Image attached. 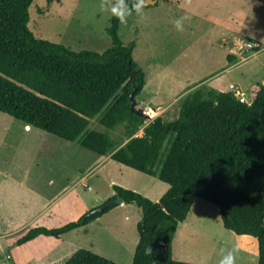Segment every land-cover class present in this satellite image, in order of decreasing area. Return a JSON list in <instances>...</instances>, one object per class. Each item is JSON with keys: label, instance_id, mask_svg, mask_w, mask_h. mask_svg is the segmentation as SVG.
<instances>
[{"label": "trees", "instance_id": "trees-1", "mask_svg": "<svg viewBox=\"0 0 264 264\" xmlns=\"http://www.w3.org/2000/svg\"><path fill=\"white\" fill-rule=\"evenodd\" d=\"M34 1L0 0V113L99 156L111 154L170 189L153 202L116 185L114 198L78 221L32 228L17 245L42 235L59 239L102 218L117 207L111 202L122 198L142 213L133 264H193L174 259L173 243L201 198L219 208L226 229L258 240L259 264H264V84L256 86L250 102L232 91L198 89L184 101L178 119L157 117L143 137H135L147 119L133 111L130 96L138 106L146 74L134 59L135 44L127 46L120 37V21L113 17L107 30L109 50L75 52L35 37L29 28ZM119 2L112 0L115 6ZM124 3L135 13L134 0ZM100 115L108 130L127 125L130 140L124 146L116 148L109 134L89 129ZM64 264L119 263L81 249Z\"/></svg>", "mask_w": 264, "mask_h": 264}, {"label": "rangeland", "instance_id": "rangeland-1", "mask_svg": "<svg viewBox=\"0 0 264 264\" xmlns=\"http://www.w3.org/2000/svg\"><path fill=\"white\" fill-rule=\"evenodd\" d=\"M102 4L105 5L104 10L101 9ZM146 4L143 17L132 13L127 24H120L119 34L125 45L135 44L134 59L146 74V86L137 97V109L145 113L152 111V120L157 117L168 121L178 119L184 101L198 89L208 94L211 90H231L230 86L234 84L249 102L252 87L264 84V0H147ZM112 6H115L112 0H35L30 8L29 28L36 38L63 45L75 52L104 53L113 46L107 32L115 17L111 13ZM184 15L190 19L181 21L183 31H179L175 21ZM230 56H233L232 61H229ZM233 64L237 66L231 68ZM100 117L91 122L90 130L109 134L116 148L130 140L126 124L111 131L100 125ZM150 122L147 120L146 126L135 137H143ZM57 140L64 145V151L54 150L48 156L49 159L69 162L68 167H63L65 174L61 181L77 172L84 173L90 158L98 157L79 143ZM68 144L70 147L65 149ZM1 151L0 162H4L5 166L0 165V264H42L39 256L34 254L35 250L54 253L59 249L62 252L69 249L63 254H67L62 258L63 264L81 249H89L119 264L134 263L137 249L134 244L140 238L136 221L139 215L142 218V213L133 205L103 216L84 233L86 236H79L73 246L69 245V237L63 243L57 242L55 238H47L49 242L34 244L25 253L17 251L18 255L14 254L13 259L8 245L16 244L35 221L32 222L34 219L31 217L32 223L15 232L12 229L14 223L18 218L20 221L24 214L30 215L40 208L42 202L32 199L29 204L27 198L14 196L19 192H15V185L3 173L12 172L24 177L23 171L30 167L19 166L24 160L17 153L13 157V149ZM47 153L50 154L48 150L44 153L41 151L38 159H48ZM7 155L10 156L5 157ZM34 156L31 159L33 163ZM39 168L32 169L33 179L38 177ZM121 168L122 175H118L119 170L111 171L110 168L104 173L118 181L120 187L137 192L153 202H159L170 189L158 177L128 167ZM100 176L76 185L53 207L52 217L42 227L56 229L78 221L87 212L100 206L98 201L92 203V198H97V195L101 198L112 197L115 193L113 185L110 186L102 173ZM89 187L92 189L89 190ZM45 191L49 197L55 194L53 189ZM78 197L81 202L86 197L89 199L86 206L88 210H82L85 207L83 205L77 208L75 204L73 213L63 214L64 205L79 203ZM83 211L85 213L80 214ZM126 213L131 219L128 222L120 217ZM78 214L81 216L75 220ZM233 247L238 249L236 264H259L258 240L226 229L219 208L197 198L186 224L180 225L176 233L174 259L193 264H219L221 257ZM29 250L30 257L27 254ZM27 260L29 262H25Z\"/></svg>", "mask_w": 264, "mask_h": 264}, {"label": "crops", "instance_id": "crops-1", "mask_svg": "<svg viewBox=\"0 0 264 264\" xmlns=\"http://www.w3.org/2000/svg\"><path fill=\"white\" fill-rule=\"evenodd\" d=\"M236 66H237V64H233L231 68L236 67ZM232 85L237 87L234 84H231V86ZM231 86H230V89H231ZM255 87L256 86L252 87L253 88L252 92L255 89ZM217 91L231 92V90L227 91V90H223V89L222 90L220 89ZM0 115H5V116H0V127H1L0 157H1V152H2L1 150L13 149V153H12L13 157L17 153L20 156H22V159L24 160V163L19 164V166L21 168H23L22 165L23 166L26 165L27 168L30 167V168H28L27 171L26 170L23 171L24 177H21L19 175H14L12 172H5V173H3V175L9 182H11V184L15 185V188H16L15 192H19L16 195H14L15 197L19 196L21 199L27 198L29 200V204L31 203L30 200H32V199L40 200L42 202L41 207L36 209L30 215L24 214L20 218V221H19V218L17 219V222L14 223L13 228H12L14 232L18 231V230H23L27 225H29L33 221H35V222H33L34 223L33 226L32 227L29 226L30 228L28 227L26 229L27 231L32 229V228L42 227L43 225H45L47 223V219H50L53 215V213H52V211L54 209L53 207L56 204L60 203V201L69 192H71L76 185L85 184V183H87V181H89L88 179H93L95 176H97L99 178V177H101L100 174L102 173L103 178L104 179L107 178V181L110 183V186L113 185V187H114L117 185L118 181H116L115 179L112 180V178H110L109 176H106L104 171H108L109 168L111 169V171H112V169H114V170L116 169V170H119L118 175H122L123 170H122L121 166L127 168V166L122 165V164L114 161L112 159L111 154H109L107 156H99L98 155L97 158H90L84 173L80 172L81 174H79V172H77L76 175H73L72 177L66 179L65 181H61V180H64V174H65L64 173L65 169H63V167H65V168L68 167L67 163H69V162L64 161V159H59V160L49 159V156L53 154L54 150H56V152H57V150H59V152L64 151V145L62 144V142H59L57 140L60 138L53 136L51 134H48V133H46L40 129H37L31 125H28L22 121H19V120L15 119L9 115L3 114V113H0ZM13 139H14V142H13ZM23 140H25L27 144H25V141H23ZM60 140H62V139H60ZM62 141H64V140H62ZM65 142H67V141H65ZM67 143H70V142H67ZM75 143H78V142H75ZM69 147L70 146L68 144V146H66L65 149H68ZM24 149H27L29 151L25 152V151H23ZM46 150H48L50 153V154H48V153L45 154L46 156L49 155L48 159L45 158V160H39L38 158L41 155V151L44 153V151H46ZM94 154H96V153H94ZM33 155H35L34 156L35 157L34 163H33V161H31ZM9 156L10 155H7L5 157H9ZM31 164H32V166H31ZM0 165L5 166L4 162H0ZM38 167H40L39 169L41 171L38 174V177L33 179L32 178V169L38 168ZM53 174H56V175H53ZM56 176H58V177H56ZM41 185H43V186L41 187ZM117 186H119V185H117ZM169 188H170V186H169ZM47 189H53L55 194L52 195L51 197H49L48 195H45V192H46L45 190H47ZM91 189L92 188L89 187V190H91ZM115 195H116V192L110 198H101L97 195V198H95V199L92 198L93 200L91 202L93 203V202L98 201L100 203V206H101L104 203H106L107 201H109L111 198H113ZM78 199H79V197H78ZM84 199H82V200H84L83 202H81V200L79 199L78 200L79 203H72L71 205H69V204L64 205L66 207L63 208V210L61 212H63V214H67L69 212L73 213V208H74L75 204H76L75 207H77V208H81L80 205H83L86 207L89 203V199L87 197ZM119 206H117L116 208H114L108 214H106L104 216L110 215L111 213H114L118 210L127 209L129 207V205L125 204V203L122 205H119ZM133 206H135V205H133ZM85 207H83L82 210H86L87 208H89V207H86V208ZM19 210H20V207H19L18 211ZM128 211H130V210H128ZM84 213L85 212L83 211V213L81 212L80 214H84ZM129 213L130 212H128V214ZM80 214H78L77 217H75V220H77L79 218L78 216H81ZM128 214L127 213L122 214V215H120V217H124L125 221L128 222V220H131L129 218ZM31 217L34 219V220H32V222L30 221ZM102 218H104V217H102ZM102 218L98 219L97 221H95L94 223H92L88 226H85V227H82L80 229H76L70 233H67L59 239L58 238H55V239L57 242L63 243V240L66 237H69L70 238L69 245L73 246L77 242V239L80 238L79 236H82V237L86 236V235H84V233L87 232L88 229H90V227H92L96 222H98ZM141 220H142V218L139 215V217L137 218V221H136L137 226ZM186 222H187V220L184 223H182L181 225H185ZM15 235H18V234H15ZM9 236H13V235L10 234ZM47 238H54V237H47V236L42 235V236L36 238L35 240L30 241L29 243H26L22 246L17 245V242H16V244H14V245H11V246L8 245L9 246L8 250L10 251V254L13 257V259H15V255H18L17 251H24V253H25L27 251V249L30 246H33L34 244L49 242V240H47ZM139 241H140V238L139 239L137 238L135 241L134 245L136 248L139 244ZM87 245L90 246L89 244H87ZM52 247H53V245H52ZM38 249H40V248H38ZM55 250H58V249L55 248ZM35 251L36 252H34V254L39 256L38 259L40 260V262H42V264H63L64 261H62L63 260L62 258L67 255V254L66 255H63V254H65L66 251H69V249H67L63 252L59 249V251H55L54 253H51L49 251H47V253H46V251H44V253L42 251L40 252L38 250H35ZM0 252L2 253V250H0ZM29 253H31V251L27 252L28 257H30ZM76 253H74L72 255V257ZM25 262H29V261L27 260ZM15 263L17 264V262H15Z\"/></svg>", "mask_w": 264, "mask_h": 264}, {"label": "clouds", "instance_id": "clouds-1", "mask_svg": "<svg viewBox=\"0 0 264 264\" xmlns=\"http://www.w3.org/2000/svg\"><path fill=\"white\" fill-rule=\"evenodd\" d=\"M105 5H101V9L104 10ZM146 7V0H134L132 4V9L135 10V14L137 16L143 17V10ZM111 13L120 21L121 24H127L128 17L132 15V10L128 8V6L124 3V0H120L119 4L111 7ZM190 17L188 15H184L180 17V19L175 21V25L177 30L183 31V24L181 21L188 20ZM239 43V41H237ZM149 253L151 249L147 250ZM238 249L233 247L232 249L227 251L226 255H223L219 260V264H236V253Z\"/></svg>", "mask_w": 264, "mask_h": 264}, {"label": "water", "instance_id": "water-1", "mask_svg": "<svg viewBox=\"0 0 264 264\" xmlns=\"http://www.w3.org/2000/svg\"><path fill=\"white\" fill-rule=\"evenodd\" d=\"M130 97H131V101H132V105H133V111H135L141 115H144L147 120H152V117L150 114H147V113L143 112L142 110L137 109V104H136L134 94H131ZM122 204H124V200L122 198H117L113 202H111L110 206H116V205L119 206Z\"/></svg>", "mask_w": 264, "mask_h": 264}, {"label": "built area", "instance_id": "built-area-1", "mask_svg": "<svg viewBox=\"0 0 264 264\" xmlns=\"http://www.w3.org/2000/svg\"><path fill=\"white\" fill-rule=\"evenodd\" d=\"M252 48V46L250 47ZM231 91L235 94V96L242 102H248L246 98L242 95V93L239 92V89L235 86H231ZM152 112V111H151ZM151 112H148L147 114L151 115ZM152 117V116H151Z\"/></svg>", "mask_w": 264, "mask_h": 264}]
</instances>
